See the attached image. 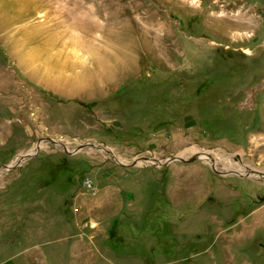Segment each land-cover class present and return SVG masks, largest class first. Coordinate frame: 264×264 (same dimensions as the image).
I'll return each instance as SVG.
<instances>
[{
  "label": "rangeland",
  "instance_id": "obj_1",
  "mask_svg": "<svg viewBox=\"0 0 264 264\" xmlns=\"http://www.w3.org/2000/svg\"><path fill=\"white\" fill-rule=\"evenodd\" d=\"M16 159L0 264H264V0H0Z\"/></svg>",
  "mask_w": 264,
  "mask_h": 264
},
{
  "label": "water",
  "instance_id": "obj_2",
  "mask_svg": "<svg viewBox=\"0 0 264 264\" xmlns=\"http://www.w3.org/2000/svg\"><path fill=\"white\" fill-rule=\"evenodd\" d=\"M44 142H47V143H53V144H56L57 142L53 139H47L43 142H39L38 143V146L41 144V143H44ZM96 146L92 143H86V144H83L79 149H75L73 152L76 153L80 150H83V149H86V148H95ZM197 159H200L199 157L195 158V159H192L191 161L189 162H194L195 160ZM21 160H17L16 162L12 163L11 165H8V166H5L4 168H0V171L2 172H6L8 170H12L16 165L19 164ZM168 163L169 162H185L183 161L182 159H179V158H171L167 161ZM121 165V163H119ZM160 165H162V163L159 162Z\"/></svg>",
  "mask_w": 264,
  "mask_h": 264
},
{
  "label": "bare ground",
  "instance_id": "obj_3",
  "mask_svg": "<svg viewBox=\"0 0 264 264\" xmlns=\"http://www.w3.org/2000/svg\"><path fill=\"white\" fill-rule=\"evenodd\" d=\"M67 149V148H66ZM202 159H204V160H207V161H209V158H206V157H203ZM17 160H20V159H16V161ZM16 161H14V162H16ZM13 162V163H14ZM210 163H211V161H209ZM211 165H212V167L216 170V169H221V167L218 165V164H215V163H211Z\"/></svg>",
  "mask_w": 264,
  "mask_h": 264
},
{
  "label": "built area",
  "instance_id": "obj_4",
  "mask_svg": "<svg viewBox=\"0 0 264 264\" xmlns=\"http://www.w3.org/2000/svg\"><path fill=\"white\" fill-rule=\"evenodd\" d=\"M87 187L90 188V189H92L91 183H88Z\"/></svg>",
  "mask_w": 264,
  "mask_h": 264
}]
</instances>
